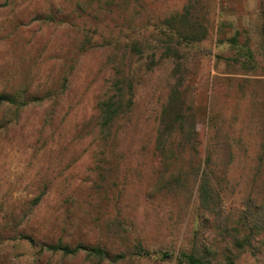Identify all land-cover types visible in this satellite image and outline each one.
Here are the masks:
<instances>
[{"label":"rangeland","instance_id":"374dc122","mask_svg":"<svg viewBox=\"0 0 264 264\" xmlns=\"http://www.w3.org/2000/svg\"><path fill=\"white\" fill-rule=\"evenodd\" d=\"M191 4L195 45L165 26ZM176 59L200 135L166 152ZM128 79L135 104L102 134L99 104ZM0 95L18 103L0 107V264H264V0H0ZM59 243L119 258L43 250Z\"/></svg>","mask_w":264,"mask_h":264},{"label":"trees","instance_id":"16d2710c","mask_svg":"<svg viewBox=\"0 0 264 264\" xmlns=\"http://www.w3.org/2000/svg\"><path fill=\"white\" fill-rule=\"evenodd\" d=\"M195 12V7L193 4L186 7L185 13L180 16L179 21L175 18L176 24L173 23L165 24V26L171 31V40L176 39V37L185 38L188 45H195L201 40L196 38V32L199 31V23H197V18L193 15ZM177 22L182 23V29L177 28ZM184 30V32H183ZM176 36V37H175ZM233 47H240L239 57L244 59V68L250 66L253 63L254 55L247 46H240L239 39L233 38L228 41ZM239 63V59L236 60ZM173 65L175 67L174 74L176 81L173 82L169 92L168 103H166L162 108V119L163 122L160 124V130L158 135V146L162 151L168 152L169 149L173 150L174 146L178 149L185 150L187 147L190 150L195 149L198 137L200 135V130L194 120L192 108L187 105L182 91V87L185 81L188 80L189 70L184 68L182 60H174ZM183 69L179 73L178 70ZM179 76H176L175 75ZM114 86L113 95L108 96L99 104V126L101 128L102 134H108V132L113 128L115 122L125 113L130 112L135 104L134 98V84L132 81L123 80L116 81ZM18 104L17 100L11 96L0 95V107L4 105H15ZM190 125V126H189ZM108 131V132H107ZM188 131V132H187ZM224 145L228 146V137H225ZM189 145V146H185ZM192 149H191V147ZM216 145L214 144L213 137L208 144V149L206 152V163L209 165L211 161L214 160L216 156ZM182 152V151H181ZM196 158L199 156V151H196ZM204 163V160H203ZM212 179L208 175L207 171H203L201 184L199 185V197L201 204L204 208L208 209L211 204L219 202L220 196L215 193V188H211ZM22 239L28 240L31 244L36 242L28 236H22ZM44 251L61 253L64 256H77L80 253H85L90 256H96L100 259H106L109 261H115L118 258H111L110 254L101 247H91L82 244H78L74 247L63 245L62 243L54 245H45ZM145 255H150L145 252ZM179 261L185 264H211L202 255L196 253H185L181 251L177 254ZM122 259L124 256L121 257ZM164 258L171 259L172 257L168 254H164ZM226 264H235L232 259L228 258Z\"/></svg>","mask_w":264,"mask_h":264}]
</instances>
